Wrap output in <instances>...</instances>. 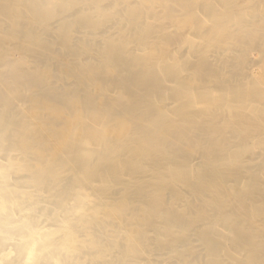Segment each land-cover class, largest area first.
Returning a JSON list of instances; mask_svg holds the SVG:
<instances>
[{
	"label": "bare ground",
	"instance_id": "6f19581e",
	"mask_svg": "<svg viewBox=\"0 0 264 264\" xmlns=\"http://www.w3.org/2000/svg\"><path fill=\"white\" fill-rule=\"evenodd\" d=\"M0 264H264V0H0Z\"/></svg>",
	"mask_w": 264,
	"mask_h": 264
},
{
	"label": "rangeland",
	"instance_id": "374dc122",
	"mask_svg": "<svg viewBox=\"0 0 264 264\" xmlns=\"http://www.w3.org/2000/svg\"><path fill=\"white\" fill-rule=\"evenodd\" d=\"M254 55H256V54L254 53Z\"/></svg>",
	"mask_w": 264,
	"mask_h": 264
}]
</instances>
